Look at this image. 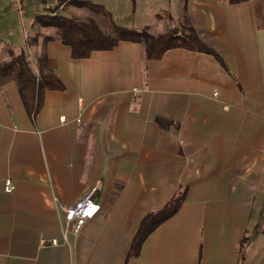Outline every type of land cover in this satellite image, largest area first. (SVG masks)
I'll return each instance as SVG.
<instances>
[{
  "label": "crops",
  "instance_id": "crops-1",
  "mask_svg": "<svg viewBox=\"0 0 264 264\" xmlns=\"http://www.w3.org/2000/svg\"><path fill=\"white\" fill-rule=\"evenodd\" d=\"M31 2L0 0V45L50 77L34 115L17 83L0 79V264H264V22L254 0H169L170 23L157 13L149 31L192 28L213 52L177 45L158 59L132 40L73 57L53 27L35 28L42 10ZM95 183L99 211L64 239L60 207ZM177 190L170 216L144 220Z\"/></svg>",
  "mask_w": 264,
  "mask_h": 264
},
{
  "label": "trees",
  "instance_id": "trees-1",
  "mask_svg": "<svg viewBox=\"0 0 264 264\" xmlns=\"http://www.w3.org/2000/svg\"><path fill=\"white\" fill-rule=\"evenodd\" d=\"M60 1L58 0V2ZM227 1L237 2L240 0ZM75 3L79 6H84V2L75 1ZM35 20L41 26L53 27L61 41L70 46L73 57H87L94 49H109L119 40L139 42L147 59H158L165 50L177 45L213 52L211 48L201 41L192 28L185 35H180L176 29L152 34L148 25H144L141 29H128L112 23L114 35H110L104 32L96 23L74 19L62 14L38 13L35 15ZM178 37H183V39L178 41ZM9 53L10 57L8 59H0V79L11 78L17 83L25 108L34 115L41 107L44 92L49 86L50 77L48 75H37L31 68L23 50L14 53L10 49ZM182 198L183 193L177 190L163 207L152 214H148L144 220L148 221L153 218L154 225H156L177 209ZM143 238V233L136 234L129 250V256L138 254Z\"/></svg>",
  "mask_w": 264,
  "mask_h": 264
},
{
  "label": "rangeland",
  "instance_id": "rangeland-1",
  "mask_svg": "<svg viewBox=\"0 0 264 264\" xmlns=\"http://www.w3.org/2000/svg\"><path fill=\"white\" fill-rule=\"evenodd\" d=\"M17 1V0H15ZM79 3L84 2V6H79ZM169 0H32L30 7L39 8L42 13L62 14L78 20H87L96 23L104 32L114 35L112 31V23L128 29H141L144 25L158 22L157 13H159L164 21L168 20V12L163 6ZM185 0H175L176 3H181ZM256 17L259 22H264V0H254ZM16 5V3L14 4ZM107 13V16H106ZM18 19V15H13ZM163 21H159L158 30H166L168 27L162 26ZM40 24V23H39ZM23 22L20 21L18 28H15V39L23 35ZM41 25V24H40ZM35 27L40 31L48 29L49 27L41 26ZM176 27V26H174ZM178 28V27H177ZM174 29V28H171ZM170 30V29H169ZM168 30V31H169ZM117 33V32H115ZM179 32L180 35L188 34ZM183 37H178L177 40L181 41ZM10 47L7 44L0 45V59L10 56Z\"/></svg>",
  "mask_w": 264,
  "mask_h": 264
},
{
  "label": "built area",
  "instance_id": "built-area-1",
  "mask_svg": "<svg viewBox=\"0 0 264 264\" xmlns=\"http://www.w3.org/2000/svg\"><path fill=\"white\" fill-rule=\"evenodd\" d=\"M14 189V184L10 179H6L4 190L10 192ZM98 189L97 183L90 185L78 199L60 207L63 217V238L68 235H76L82 224L88 218L93 217L100 209V203L96 197Z\"/></svg>",
  "mask_w": 264,
  "mask_h": 264
}]
</instances>
